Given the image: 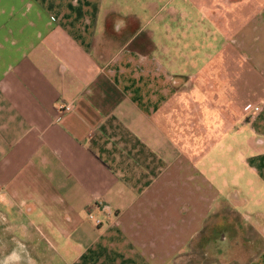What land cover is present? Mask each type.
Instances as JSON below:
<instances>
[{
    "label": "crops",
    "instance_id": "obj_1",
    "mask_svg": "<svg viewBox=\"0 0 264 264\" xmlns=\"http://www.w3.org/2000/svg\"><path fill=\"white\" fill-rule=\"evenodd\" d=\"M0 224V264H264V0H0Z\"/></svg>",
    "mask_w": 264,
    "mask_h": 264
},
{
    "label": "rangeland",
    "instance_id": "obj_2",
    "mask_svg": "<svg viewBox=\"0 0 264 264\" xmlns=\"http://www.w3.org/2000/svg\"><path fill=\"white\" fill-rule=\"evenodd\" d=\"M221 213V211H216L214 213L215 217L212 216L209 218L208 223H211L213 219L218 220ZM209 227L210 225L206 226V228ZM12 245L11 235L6 231L2 224H0V252L7 253ZM213 256H211V254L205 255L204 253H185L183 261L184 264H223L222 260L216 255V253H213Z\"/></svg>",
    "mask_w": 264,
    "mask_h": 264
},
{
    "label": "built area",
    "instance_id": "obj_3",
    "mask_svg": "<svg viewBox=\"0 0 264 264\" xmlns=\"http://www.w3.org/2000/svg\"><path fill=\"white\" fill-rule=\"evenodd\" d=\"M60 109H62L63 111H68V110H71V105L70 104H61L59 105ZM247 109H251L253 112H257L260 110V106L259 105H254V106H251V105H247L246 107ZM90 217H92L90 215Z\"/></svg>",
    "mask_w": 264,
    "mask_h": 264
}]
</instances>
